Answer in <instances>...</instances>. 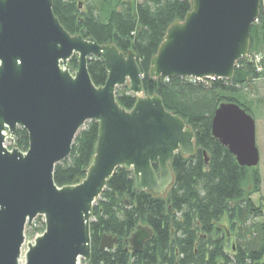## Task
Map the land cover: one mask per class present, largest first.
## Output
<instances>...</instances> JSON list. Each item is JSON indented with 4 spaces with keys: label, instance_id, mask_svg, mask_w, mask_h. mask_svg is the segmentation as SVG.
Returning <instances> with one entry per match:
<instances>
[{
    "label": "water",
    "instance_id": "water-1",
    "mask_svg": "<svg viewBox=\"0 0 264 264\" xmlns=\"http://www.w3.org/2000/svg\"><path fill=\"white\" fill-rule=\"evenodd\" d=\"M189 1L184 19L167 27L150 60L149 78L231 79L248 53L260 0ZM52 4L0 0V264L89 260L92 208L116 168L132 170L135 190L160 195L173 182L174 155L196 152L194 132L185 121L158 95L144 94L135 53L72 35ZM73 56L77 69L72 73L67 63ZM92 57L107 70L103 85L96 86L88 73ZM125 85L137 97L129 110L115 95ZM90 120L99 131L86 175L59 187L55 166L70 155L77 132ZM18 127L27 131L26 151L5 145ZM211 133L241 167L258 166L255 119L238 103L219 104ZM38 216L44 230L26 241V229ZM152 235L148 225H138L128 238L129 250L141 252ZM116 243L103 235L99 249Z\"/></svg>",
    "mask_w": 264,
    "mask_h": 264
},
{
    "label": "trees",
    "instance_id": "trees-1",
    "mask_svg": "<svg viewBox=\"0 0 264 264\" xmlns=\"http://www.w3.org/2000/svg\"><path fill=\"white\" fill-rule=\"evenodd\" d=\"M52 9L72 35L93 37L99 44H115L133 51L142 74L145 95H158L167 110L180 116L194 132L195 154L177 152L171 163L173 182L165 196L135 190L131 169L117 167L92 208L91 252L81 264H264V214L251 197L261 188L258 166L241 167L227 147L211 133L215 109L236 102L253 116L260 103L247 98L264 76V0L258 20L250 28L248 53L231 79L188 77L149 78L150 60L167 27L183 20L189 0H52ZM258 56V61L256 59ZM71 72L77 57L68 61ZM261 67L262 70H258ZM96 86L107 70L99 57L87 61ZM116 100L129 110L137 97L128 87L116 88ZM99 125L90 120L77 132L70 155L54 169L57 186L74 184L86 175L94 155ZM10 146L28 148V134L18 127ZM158 174V167L153 165ZM148 225L152 237L133 253L128 238L138 225ZM44 230V223L40 227ZM39 230L31 228L34 231ZM103 235L117 239L100 250Z\"/></svg>",
    "mask_w": 264,
    "mask_h": 264
},
{
    "label": "rangeland",
    "instance_id": "rangeland-1",
    "mask_svg": "<svg viewBox=\"0 0 264 264\" xmlns=\"http://www.w3.org/2000/svg\"><path fill=\"white\" fill-rule=\"evenodd\" d=\"M73 73V72H72ZM254 92L247 95V98L250 100L255 101L256 103H260L262 99H264V76L260 79H258L254 84ZM253 117L255 119V129H256V146L259 151V163H258V170L259 175L261 178V188L260 191L257 193H253L251 195L254 203L256 205L262 206V213L264 214V103L259 104V108H256L253 111ZM7 139L5 142V145L8 148H11L10 146L11 142ZM171 185H169L168 189L162 193H160L159 196H165L168 193V190ZM42 223H44V219L42 216H38L33 220V224L30 228L26 229V241H33V238L40 233V227L42 226ZM31 228H36L39 230H31ZM26 244L23 246V250H25ZM81 264V263H79Z\"/></svg>",
    "mask_w": 264,
    "mask_h": 264
},
{
    "label": "built area",
    "instance_id": "built-area-1",
    "mask_svg": "<svg viewBox=\"0 0 264 264\" xmlns=\"http://www.w3.org/2000/svg\"><path fill=\"white\" fill-rule=\"evenodd\" d=\"M258 17H259V16H258ZM257 20H258V18H257L255 21H257ZM255 21H254V22H255ZM256 59H257V61H258V59H259V58H258V56H256ZM258 70H260V71H261V70H262V68H261V67H259V68H258ZM6 147H7V146H6Z\"/></svg>",
    "mask_w": 264,
    "mask_h": 264
}]
</instances>
